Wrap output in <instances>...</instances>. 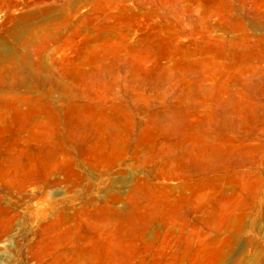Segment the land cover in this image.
Here are the masks:
<instances>
[{"label": "rangeland", "instance_id": "rangeland-1", "mask_svg": "<svg viewBox=\"0 0 264 264\" xmlns=\"http://www.w3.org/2000/svg\"><path fill=\"white\" fill-rule=\"evenodd\" d=\"M0 264H264V0H0Z\"/></svg>", "mask_w": 264, "mask_h": 264}]
</instances>
